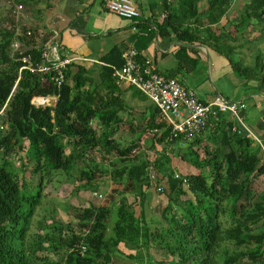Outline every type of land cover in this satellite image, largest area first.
I'll return each instance as SVG.
<instances>
[{
    "label": "trees",
    "instance_id": "trees-1",
    "mask_svg": "<svg viewBox=\"0 0 264 264\" xmlns=\"http://www.w3.org/2000/svg\"><path fill=\"white\" fill-rule=\"evenodd\" d=\"M38 1L12 4L30 7ZM181 1L187 19L208 22V27L203 37L177 27V38L207 44L230 61L239 78L264 84L261 52L252 66L233 59L244 47L237 45L236 33L246 35L257 26L264 30V0L246 3L232 24L234 33H217L211 24L220 22L235 0H209L204 14L199 0ZM13 12L14 6L3 16L0 12V123L5 127L0 130V264H108L121 244L142 248L147 255L162 249L168 254L164 264H264V188L255 187L260 178L264 183V136L246 129L230 112L210 117L206 128L189 139L171 141L153 103L136 124L125 119L131 112L126 92L145 103L148 98L135 87L117 84L111 66L123 65L118 46L102 56L97 72L79 61L67 64L60 87L55 73L20 72V58L40 61L43 46L38 30L20 27ZM51 96L57 98L54 106L33 102ZM124 128L134 134L127 146L116 139ZM144 133L152 136L146 149ZM152 150L154 159L147 156ZM172 156L179 167H172ZM27 172L33 187L24 178ZM58 176L84 203L63 206L69 220L48 214L32 230L44 189ZM111 183L119 189L107 196ZM155 188L166 202L159 225L145 209L147 191ZM98 193L103 203H96ZM119 193H134L141 203L138 214L127 196L115 201Z\"/></svg>",
    "mask_w": 264,
    "mask_h": 264
},
{
    "label": "crops",
    "instance_id": "crops-1",
    "mask_svg": "<svg viewBox=\"0 0 264 264\" xmlns=\"http://www.w3.org/2000/svg\"><path fill=\"white\" fill-rule=\"evenodd\" d=\"M47 2L46 10H40L38 17L32 21L34 28L38 30L37 39L40 46L50 47L52 59L83 58L84 60L79 62L88 68H95L97 72L96 65H102L100 59L113 47L118 46L124 50L133 46L142 60L150 61L157 72L179 79L186 89L194 92L203 102H212L218 96H222L230 102L245 104V108L240 112L242 119L245 120L244 124L258 134L255 126L251 124L255 121L259 135L264 136V84L246 82L239 78L230 61L207 44H190L177 38L175 32L177 27H189L202 37L206 29L205 23H194L184 15L180 17V6L183 1L135 0L141 13V17L136 21L108 12L105 0H47ZM40 3L41 0L35 6H39ZM200 4H203V10H206L209 0H199V7ZM233 8H239L235 1L231 3L229 11L220 22L211 24L217 33L230 31L227 25L230 22L235 23L238 18L230 17ZM237 14L239 15V12ZM160 18H163V21H160ZM147 103L152 102L148 99L145 104ZM249 108L256 109L261 117L254 118V113L251 114ZM114 188L112 183L109 184L106 195L108 196V192ZM115 189L119 188L116 186ZM151 192L147 191L148 205H151L150 199L154 197V192L153 194ZM119 194H116L115 201H118L121 195L127 196L128 203L135 204L134 210L138 214L140 206L136 204L140 205V200L136 201L133 193ZM96 199L98 200L96 203L104 202L99 197ZM110 201L115 202L114 199ZM131 248L133 247L121 244L119 249L116 248L113 259L108 264L129 263L130 259H136L134 255L137 250ZM152 250L148 255L143 252L144 259L142 256L138 257L134 264H148L149 258H154Z\"/></svg>",
    "mask_w": 264,
    "mask_h": 264
},
{
    "label": "built area",
    "instance_id": "built-area-1",
    "mask_svg": "<svg viewBox=\"0 0 264 264\" xmlns=\"http://www.w3.org/2000/svg\"><path fill=\"white\" fill-rule=\"evenodd\" d=\"M22 8L23 6L20 5L19 9ZM105 8L108 12L130 21H136L141 17L135 0H105ZM163 18H160V21H163ZM28 34L30 35V33ZM42 51L40 61L32 59L31 56L20 58L22 62L20 72L27 70L36 74L55 73L54 80L58 87L65 81L64 69L66 65L84 60L79 57L52 59L49 46H44ZM122 59V67L111 66L117 84L137 88L159 108L158 122L165 123L170 129L168 137L170 141L179 136L189 139L193 135L199 134L206 128L209 118H216L219 112H230L247 129L242 116H240L245 104L230 102L222 96H218L212 102H203L194 92L186 89L179 79L167 77L157 72L150 61L141 60L139 52L133 46L122 51ZM56 101V96H51L35 98L33 102L54 106ZM2 114L3 111H0V115ZM4 129L5 127L0 123V130L4 131ZM250 134L257 142L261 143L254 134L251 132ZM152 178L154 179V177ZM184 182L186 181L184 180ZM83 250L86 251V248Z\"/></svg>",
    "mask_w": 264,
    "mask_h": 264
},
{
    "label": "rangeland",
    "instance_id": "rangeland-1",
    "mask_svg": "<svg viewBox=\"0 0 264 264\" xmlns=\"http://www.w3.org/2000/svg\"><path fill=\"white\" fill-rule=\"evenodd\" d=\"M14 1L15 0H2L0 3V12H1V16H3L5 14V12H7L9 10L10 7L14 6L16 13L13 12L12 16H13V18H15V22L17 24H19L20 27L34 28L35 25H33L32 20L34 18L38 17V13H36V10L40 9V10L45 11L47 8L45 2L42 0L39 6L29 5L30 7H28L26 5H23V9H19V11H17L19 4H16V3L12 4V2H14ZM248 1L249 0H235V3L237 4V6L239 8H233L232 16L230 15V17H232V18L239 17V15L237 13L244 11V9H245L244 7ZM205 11L206 10H203V4H200L199 12L203 13ZM180 15H181L180 17H182L184 15L188 18V9H187L186 5L182 4L180 6ZM202 19H204V17H202ZM202 23L206 24V28L208 27V22H202ZM227 26L232 31V33H234L233 32L234 28H233V25L231 24V22ZM256 28L257 29H255V30L252 27L249 28V30H248L249 32L248 31L245 32V33H247L246 35H244L242 31H239L238 33H236L239 35V42L237 43V45L241 44L244 47L241 48V46H240L239 49H237V52L233 55V59L235 61L240 60V61H242L243 64L248 65V66H252L255 64L254 61H255V56L257 53L261 52L264 55V30L263 29L259 30L261 28L258 26ZM261 32H263L262 37L259 34ZM249 40H250V42H249ZM12 47L16 49L19 47V45L15 44ZM245 81H247V80H245ZM255 82L257 83V81H255ZM227 86H228V84H227ZM257 91H259V87H258ZM125 97L128 101V104L131 107L129 109L131 112L129 111L130 114H128V115L126 114L125 119H128V120L131 119V121L136 124L138 120L141 121L143 118V113H144L143 111H145L144 106H146L147 104H150V103L145 104V102H142L137 98H132L131 91L126 92ZM150 105H152V104H150ZM249 111L251 114L254 113V118L261 117L260 113L256 109L249 108ZM240 116H241V114H240ZM249 122H251L250 119H249ZM254 122H252L251 124L255 126V129L257 130V133H258L257 136L261 137V135H263V134L259 135L260 132L258 131L257 124H256V122L255 123ZM253 132H254V130H253ZM151 138H152L151 135H149L148 133H144V135L142 136V141H141L143 148L146 149L149 146V142L151 141ZM116 139H118L120 141L121 145L127 146L131 142V140L134 139V134L132 133V131H129V128H124L123 130L119 131V133L116 136ZM154 153H155L154 150L149 151L147 153V156L154 159ZM179 166H180V161L176 160V158L172 156V167H179ZM24 178L29 182L30 186L33 187V184L31 182L30 172H27L26 176ZM108 183H106V182L103 183L102 187L104 185H108ZM255 184H256L255 187L257 188V190H259V191L263 190L264 183L262 181V178L258 179L255 182ZM101 188H100V190H101ZM103 190H106V188L103 187ZM152 192H154L155 198L151 197V199H150V200H152L150 203L151 205H148V202H146L145 209L147 210L148 219L153 220V224H156L158 222L157 225H159V221H161V223H162L161 215L163 213V208L165 207V204H166L165 196L157 194L156 188L153 189ZM152 192H151V194H153ZM99 194L100 193H98L96 195V197H98ZM44 195L45 196H44L43 201H42V206H40V208L38 209L36 216L33 220L32 230H36L37 229V223L36 222L38 220H42L46 215L48 216V214L52 215L54 218L59 216L60 218L66 220V221L69 220V217L67 216L63 206H65V204H69V203L70 204L71 203H77V201H79L80 204L84 203V201L78 196V194L76 195V192L73 189V186L70 185L69 182H67L65 177H63V176H58L53 184L47 185V187L44 189ZM115 197H116V194H115ZM95 201H98V200L95 198ZM132 203H133V201H132ZM152 204H153V206H152ZM133 205H134V203H133ZM136 206H140V205L137 204ZM52 209H55L57 214L55 212L51 213ZM124 246H127V245H124ZM136 250H137V252H135L134 256H136L137 258L136 259H130L129 263L124 262L123 264H134L135 261L138 260V257H141V256L144 259L145 255L143 253V249L138 248ZM151 254H153L154 259L149 258V262H153L154 260H156V261H159V263L161 262L162 264H164L166 262L165 257L168 255L162 249H157V250L153 249L151 251ZM131 260H133V261H131ZM139 261H141V260H139Z\"/></svg>",
    "mask_w": 264,
    "mask_h": 264
}]
</instances>
